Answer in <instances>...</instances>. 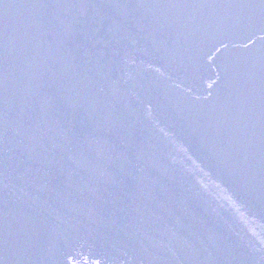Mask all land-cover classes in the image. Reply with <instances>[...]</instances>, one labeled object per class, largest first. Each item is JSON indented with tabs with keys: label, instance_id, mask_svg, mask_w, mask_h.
Listing matches in <instances>:
<instances>
[{
	"label": "water",
	"instance_id": "95a60500",
	"mask_svg": "<svg viewBox=\"0 0 264 264\" xmlns=\"http://www.w3.org/2000/svg\"><path fill=\"white\" fill-rule=\"evenodd\" d=\"M0 264H264V0H0Z\"/></svg>",
	"mask_w": 264,
	"mask_h": 264
}]
</instances>
